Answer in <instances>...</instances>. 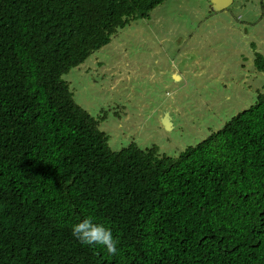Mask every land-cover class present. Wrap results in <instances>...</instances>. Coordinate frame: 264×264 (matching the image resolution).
<instances>
[{
    "label": "trees",
    "instance_id": "trees-1",
    "mask_svg": "<svg viewBox=\"0 0 264 264\" xmlns=\"http://www.w3.org/2000/svg\"><path fill=\"white\" fill-rule=\"evenodd\" d=\"M164 1L0 0V264H264V85L161 156L111 149L62 78ZM87 217L115 255L73 236Z\"/></svg>",
    "mask_w": 264,
    "mask_h": 264
},
{
    "label": "rangeland",
    "instance_id": "rangeland-1",
    "mask_svg": "<svg viewBox=\"0 0 264 264\" xmlns=\"http://www.w3.org/2000/svg\"><path fill=\"white\" fill-rule=\"evenodd\" d=\"M264 0H165L62 78L111 149L176 156L252 105L264 85ZM171 126L166 128L165 119Z\"/></svg>",
    "mask_w": 264,
    "mask_h": 264
},
{
    "label": "clouds",
    "instance_id": "clouds-1",
    "mask_svg": "<svg viewBox=\"0 0 264 264\" xmlns=\"http://www.w3.org/2000/svg\"><path fill=\"white\" fill-rule=\"evenodd\" d=\"M72 234L82 244L101 246L112 255L117 253L118 241L113 237L111 230L104 224L95 222L91 217L74 224Z\"/></svg>",
    "mask_w": 264,
    "mask_h": 264
},
{
    "label": "water",
    "instance_id": "water-1",
    "mask_svg": "<svg viewBox=\"0 0 264 264\" xmlns=\"http://www.w3.org/2000/svg\"><path fill=\"white\" fill-rule=\"evenodd\" d=\"M232 1L233 0H210L211 9L213 11L224 9L228 7L232 3ZM164 125L166 126V128H169V126H171V123L168 118L165 119Z\"/></svg>",
    "mask_w": 264,
    "mask_h": 264
}]
</instances>
